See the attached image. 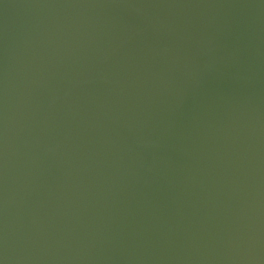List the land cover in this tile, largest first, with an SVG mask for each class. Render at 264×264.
Listing matches in <instances>:
<instances>
[{"label":"water","instance_id":"obj_1","mask_svg":"<svg viewBox=\"0 0 264 264\" xmlns=\"http://www.w3.org/2000/svg\"><path fill=\"white\" fill-rule=\"evenodd\" d=\"M0 264H264V0H0Z\"/></svg>","mask_w":264,"mask_h":264}]
</instances>
